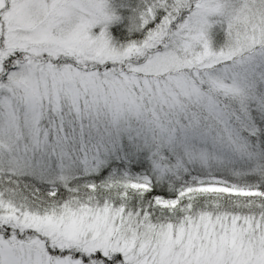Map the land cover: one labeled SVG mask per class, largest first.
<instances>
[{
  "label": "snow or ice",
  "instance_id": "6c2138e0",
  "mask_svg": "<svg viewBox=\"0 0 264 264\" xmlns=\"http://www.w3.org/2000/svg\"><path fill=\"white\" fill-rule=\"evenodd\" d=\"M0 264H264V0H0Z\"/></svg>",
  "mask_w": 264,
  "mask_h": 264
}]
</instances>
